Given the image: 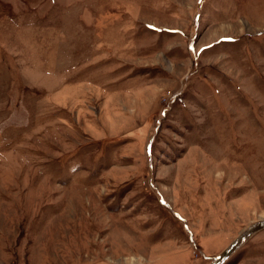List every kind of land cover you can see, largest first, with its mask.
I'll use <instances>...</instances> for the list:
<instances>
[{
    "label": "rangeland",
    "instance_id": "rangeland-1",
    "mask_svg": "<svg viewBox=\"0 0 264 264\" xmlns=\"http://www.w3.org/2000/svg\"><path fill=\"white\" fill-rule=\"evenodd\" d=\"M261 218L264 0H0V264H210Z\"/></svg>",
    "mask_w": 264,
    "mask_h": 264
},
{
    "label": "water",
    "instance_id": "water-1",
    "mask_svg": "<svg viewBox=\"0 0 264 264\" xmlns=\"http://www.w3.org/2000/svg\"><path fill=\"white\" fill-rule=\"evenodd\" d=\"M264 228V218L254 221L243 229L218 255L214 257L210 264H223L251 235Z\"/></svg>",
    "mask_w": 264,
    "mask_h": 264
},
{
    "label": "bare ground",
    "instance_id": "bare-ground-1",
    "mask_svg": "<svg viewBox=\"0 0 264 264\" xmlns=\"http://www.w3.org/2000/svg\"><path fill=\"white\" fill-rule=\"evenodd\" d=\"M264 229V228H263ZM234 254V253H233Z\"/></svg>",
    "mask_w": 264,
    "mask_h": 264
}]
</instances>
